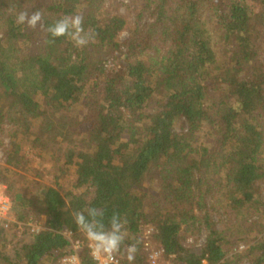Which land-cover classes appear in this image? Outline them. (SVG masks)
Wrapping results in <instances>:
<instances>
[{
    "label": "trees",
    "instance_id": "obj_1",
    "mask_svg": "<svg viewBox=\"0 0 264 264\" xmlns=\"http://www.w3.org/2000/svg\"><path fill=\"white\" fill-rule=\"evenodd\" d=\"M120 3L0 0V112L8 98L34 114L50 101L70 107L58 145L7 132L0 182L13 221L0 226V264H63L86 237L75 219L85 209L107 231L118 214L120 264H145L151 217L171 261L264 264V0H137L133 22ZM37 10L45 28L16 22ZM76 14L89 43L53 40L46 27ZM4 132L0 120V144ZM35 156L54 175L40 196L27 181ZM203 232L205 243L188 244Z\"/></svg>",
    "mask_w": 264,
    "mask_h": 264
},
{
    "label": "rangeland",
    "instance_id": "obj_2",
    "mask_svg": "<svg viewBox=\"0 0 264 264\" xmlns=\"http://www.w3.org/2000/svg\"><path fill=\"white\" fill-rule=\"evenodd\" d=\"M137 1V0H136ZM134 0H121L122 3L118 5L117 9L120 13H123L127 16L130 22H133L136 16L135 13V3ZM128 35L127 32L123 33L122 38H126ZM219 88V86H217ZM14 98V97H13ZM70 107L63 106L52 101L47 103L46 111L44 110L42 114L39 113H31L30 111L22 108L14 99L8 98L5 102H3V106L0 112V120L5 124V132L1 133V139H4V142L0 144V164H5L6 161V152L7 147L9 146L11 139L10 136L7 135V132L10 130H26L30 133H38L39 135L44 136L49 140L52 144H59V139L61 138L65 125L66 114L69 113ZM107 132L111 131V128H106ZM125 134V133H124ZM124 137H128L127 134H120L118 138L121 140ZM25 153V152H23ZM35 154V153H33ZM36 157V156H35ZM38 160L35 164L37 167L33 175L27 178V181H30V187L35 194L40 196V191L44 188L45 182L48 183V180L51 181L54 177L53 170L50 168V163L44 159V157H36ZM19 159V158H18ZM29 175V174H27ZM3 175H0L2 178ZM158 174L151 175L148 182L144 185V188L147 192V198L149 200L158 198V187L160 185L158 180ZM29 179V180H28ZM31 179V180H30ZM48 179V180H47ZM8 195L7 186L0 182V195ZM44 197H40V201H42ZM45 203H47L45 201ZM150 204V203H149ZM3 215L0 214V217ZM218 220V218H215ZM46 220V215L43 213L41 220L39 222L34 221L31 225V230L33 228H40ZM160 220H157L154 217L150 218V221L147 223L148 226H154L160 224ZM86 236V235H85ZM19 239H23L25 237L24 230L21 229L18 231ZM83 240V239H81ZM206 241V234L203 232L202 234H198L195 236H191L188 240V244H203ZM80 255L82 257V261L84 263H91L89 260L92 259L90 249L86 247V243L83 242V249L80 251ZM87 259V260H85ZM89 259V260H88ZM48 261L51 260L48 258ZM203 264H208L207 261H204ZM239 264H252L248 260H244Z\"/></svg>",
    "mask_w": 264,
    "mask_h": 264
},
{
    "label": "clouds",
    "instance_id": "obj_3",
    "mask_svg": "<svg viewBox=\"0 0 264 264\" xmlns=\"http://www.w3.org/2000/svg\"><path fill=\"white\" fill-rule=\"evenodd\" d=\"M43 14L37 10L32 13L21 11L17 15L16 22L18 24H26L29 28L35 29L38 25L45 28L43 24ZM47 33L54 40L58 37H69L78 47H83L89 43L92 38L84 29V18L80 14L75 16H64L56 20L52 25L46 27ZM88 212L89 220L85 217L84 212ZM98 212L96 209H85L77 212L75 215L77 225L85 232L88 240L91 242V255L101 264H108L114 258V255L119 252L120 245L124 240L122 232L123 225L119 220L118 214H113L111 219V230L104 229V225L99 222L96 217ZM135 244L128 246V260L131 262L135 258L137 252ZM63 264H79L77 257L66 258Z\"/></svg>",
    "mask_w": 264,
    "mask_h": 264
},
{
    "label": "built area",
    "instance_id": "obj_4",
    "mask_svg": "<svg viewBox=\"0 0 264 264\" xmlns=\"http://www.w3.org/2000/svg\"><path fill=\"white\" fill-rule=\"evenodd\" d=\"M11 209V199L8 195H0V214L3 216L0 217V226L4 225L9 226V222L13 221V218L10 216ZM7 221V222H6ZM33 230H39V228L34 227ZM157 229L154 226H148L145 230L144 244L142 247V254L145 256V264H179L174 261H171L167 258L165 248L163 244L156 237ZM83 242L86 243V247L90 249L91 252V242L88 240L87 236L83 240H73L72 241V252L69 255L64 257L66 258L77 257L79 264H101V261H97L92 257L89 260L91 263H84L80 255V251L83 249ZM92 256V255H91ZM121 260L117 253L114 255V258L108 262V264H120ZM182 264V263H181ZM185 264V263H183Z\"/></svg>",
    "mask_w": 264,
    "mask_h": 264
}]
</instances>
